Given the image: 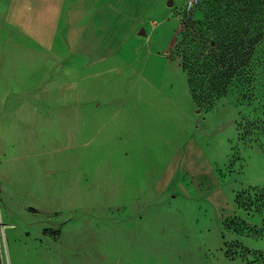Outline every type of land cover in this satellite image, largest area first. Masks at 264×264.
<instances>
[{"label": "rangeland", "instance_id": "rangeland-1", "mask_svg": "<svg viewBox=\"0 0 264 264\" xmlns=\"http://www.w3.org/2000/svg\"><path fill=\"white\" fill-rule=\"evenodd\" d=\"M66 1L0 0L1 29L18 31L16 45L0 35V264H264V96L198 106L181 66L183 36L214 0L125 25ZM142 94L165 97L147 111L184 116L179 144L202 145L217 183L158 190L139 180L137 152L100 147L113 145L95 133L113 104Z\"/></svg>", "mask_w": 264, "mask_h": 264}, {"label": "crops", "instance_id": "crops-1", "mask_svg": "<svg viewBox=\"0 0 264 264\" xmlns=\"http://www.w3.org/2000/svg\"><path fill=\"white\" fill-rule=\"evenodd\" d=\"M185 1L187 3L189 0H87L86 6L82 8L79 6L78 0H67L66 2H68L67 5L71 7L72 11L79 13L80 10H87L89 17L100 16L101 19L108 20L109 23L125 25L143 22L149 15L144 11V8L147 10L153 8L162 10L164 5L184 3ZM0 7H2L1 4ZM15 25V20L12 27L10 25L2 30L0 25V35L1 37L5 35L4 40L6 43L9 41L10 43L14 42L16 45L18 31L15 29ZM25 38L32 44L31 31L25 35ZM130 99L126 103L117 100L113 104L118 107H112V109H116L117 113L111 116V125L107 122L105 124L103 121L98 123L95 133L98 135L99 140L102 143L110 140L113 144L111 149L106 150L104 144L100 146L101 148L112 153H131L129 154L130 159L134 158L132 153L137 152L136 163L133 165L142 168V174L147 172L139 177V180L151 182L154 184L153 188L158 190L162 188V191L165 192L174 188L173 191L180 189L187 196H195L199 192L198 190L203 191L204 181L209 182V185L213 181L216 183L219 181L217 180L218 175L214 163L208 158L198 141H190L186 145L179 144V140H183L184 136V116L182 114L175 112L167 115L165 111L158 110L151 113L146 110L147 104L161 102L165 97L158 94L153 96L142 94L131 96ZM82 103L84 113L91 114L88 113L86 100H83ZM129 103L131 108L137 109V112L120 114L119 111L124 110ZM87 119L85 117L86 124ZM168 126H171L170 130L172 132L166 131L167 134L165 135L163 129L168 128ZM178 127L182 131L180 135L177 131ZM104 129L107 131H104ZM170 133H172L171 136ZM124 160L125 158L122 156L117 157L115 163H120L117 167H122L121 164ZM156 169H158V173L154 174ZM148 170L150 174H148ZM186 181L193 184L186 187ZM148 193H150L148 190L140 192L142 196Z\"/></svg>", "mask_w": 264, "mask_h": 264}, {"label": "trees", "instance_id": "trees-1", "mask_svg": "<svg viewBox=\"0 0 264 264\" xmlns=\"http://www.w3.org/2000/svg\"><path fill=\"white\" fill-rule=\"evenodd\" d=\"M254 1L214 0L197 33L183 36L181 66L198 106L213 108L234 90L250 103L264 96L263 12Z\"/></svg>", "mask_w": 264, "mask_h": 264}, {"label": "built area", "instance_id": "built-area-1", "mask_svg": "<svg viewBox=\"0 0 264 264\" xmlns=\"http://www.w3.org/2000/svg\"><path fill=\"white\" fill-rule=\"evenodd\" d=\"M200 4V0H189L186 3L185 10L188 12H193L194 9Z\"/></svg>", "mask_w": 264, "mask_h": 264}]
</instances>
